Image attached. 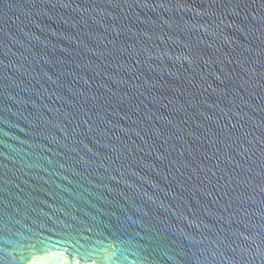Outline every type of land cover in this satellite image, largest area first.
Listing matches in <instances>:
<instances>
[{
	"label": "water",
	"instance_id": "obj_1",
	"mask_svg": "<svg viewBox=\"0 0 264 264\" xmlns=\"http://www.w3.org/2000/svg\"><path fill=\"white\" fill-rule=\"evenodd\" d=\"M0 264H264V0H0Z\"/></svg>",
	"mask_w": 264,
	"mask_h": 264
}]
</instances>
